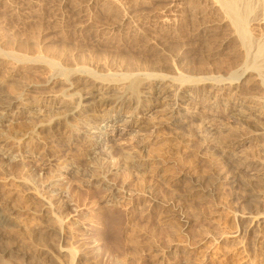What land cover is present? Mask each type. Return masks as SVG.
I'll use <instances>...</instances> for the list:
<instances>
[{"label": "rangeland", "instance_id": "1", "mask_svg": "<svg viewBox=\"0 0 264 264\" xmlns=\"http://www.w3.org/2000/svg\"><path fill=\"white\" fill-rule=\"evenodd\" d=\"M106 1L111 0H99L103 4L97 2V0H0V40L5 41L7 39V41L14 42L13 45L15 44V46L13 48L17 51L20 50V41L23 43L25 40L32 38L40 46L53 47L56 51L64 50V53L70 54L71 60L74 58L72 61H76L79 55L84 58L83 51L87 55L85 56L86 58L91 57L95 53H100L96 55L102 58L104 52L108 56L110 48H112V51L111 49L109 50V58L127 57L130 53H135L132 56L136 58L139 52L137 59L142 56V60L139 59V61L144 62L143 59L147 60V57H149L148 60L152 59L153 54L149 53V51L147 52L145 47L143 48V44L141 48V43L126 40L128 39L127 33L136 31L135 33L139 36L144 35L145 39L153 41L154 46L152 47L155 48V51L158 49L157 53L159 52L160 57H164L167 61L177 58L175 61H178V65L177 62L171 60V63H176L177 68L179 66V68H185L184 65L187 63L189 65L198 64L197 55L196 58L194 57L198 49L204 50L209 47L208 49L212 48L214 50V47H217L219 50L215 49V51L217 50V56L213 57L214 59L211 60L212 62L210 61L211 64L207 65V68L213 69V71L219 69L220 72H223L222 74H225L230 73L228 66L230 67L233 64L231 68L240 66L234 69L235 71L242 69V67H244L242 72L246 70L245 65L243 66L240 62L241 54L239 55L240 61H236L237 59L235 58V63L238 64L240 62L241 64L239 63L236 66L233 63L234 60L232 58L235 55L231 49H233L235 41L229 37L231 35L230 29H226L227 23L223 27L226 30L222 29L225 32H222L221 36L222 38L229 37L230 41L228 44L208 43L207 46L204 45V48L198 47H203V44H200L202 41L195 34L196 27L204 25L205 22L208 26L214 24L213 22L217 24L223 19L220 15L221 12L219 11V14L218 10L217 13L219 15L215 13L212 17L208 18L206 16L208 18L206 21L199 19V16L201 17L202 15L201 11H206L209 8L208 6L212 4V2H209L211 0H206L207 3L205 0H189L190 2L188 0H121L123 3L120 0H114L118 9L121 8L119 9L120 13L123 11L122 15L126 11L125 9L123 10L124 7L128 8L138 5L140 7L139 10H141L139 11L141 14L137 12L138 18L136 17L137 13L135 15L131 14V18H134V21L129 17L130 20H128L132 24L126 20L119 26L117 23L122 15L120 14L118 19L114 20L112 12H107L103 8ZM121 3L124 7L121 6ZM128 3L129 6H127ZM173 6L181 10L184 9V11H192L194 9L192 12L195 11V15H199L197 16L199 21L189 20L190 18L188 19L185 16L171 15L167 10ZM184 6H186V9ZM193 6L194 8H192ZM205 6L208 8L206 9ZM141 8H143V12ZM102 10H104L103 13ZM198 10L200 11L198 12ZM142 14H146V16L144 17ZM109 18L113 19L110 20ZM139 18H142V20ZM210 18H213L212 20L214 21L212 22ZM134 22L136 24L142 22L139 23L142 30L140 25H135ZM154 22H157L160 26ZM110 23L111 25H109ZM171 24L172 26H170ZM113 25L117 27H113ZM155 25L157 26L155 27ZM185 26L186 29L184 28ZM188 26L193 29L191 27L188 29ZM213 26L211 25L212 28ZM261 26L260 31H263L264 27ZM172 27L175 29L172 30ZM160 28L163 29H161L162 32H160ZM165 28L168 29L166 30ZM145 30L147 36L150 35L151 37H146ZM168 30L173 33V37ZM187 30L190 32L188 33ZM227 30H229L228 33ZM118 32L124 34H121L120 37ZM31 33L32 37H29ZM175 33L176 35H174ZM108 34L109 38H115V41L113 40L112 42L115 49L107 42V39H109ZM113 34L114 36H112ZM159 34H161V37ZM194 34L196 43H199H194L198 45L195 48L194 44H190L195 42ZM152 35H156L155 37L158 35L159 40ZM182 37H186L184 38L185 40ZM178 38L182 39L177 40ZM188 38L191 40L190 43ZM123 40H126V42H123ZM91 41L98 44V46L94 44L92 48L93 43ZM120 41L121 43H119ZM183 41L191 46H187ZM165 42L172 46L175 44L173 46L174 49L171 48V50L173 49L172 51H170V48L165 49L168 46ZM17 45L18 49H16ZM100 45L105 48L99 49ZM130 46H133L134 50H131ZM181 46H187V49L185 47L180 48ZM117 47L122 48L121 51ZM175 47L180 49H175ZM142 49L145 50L142 51ZM93 50L96 52L93 53ZM123 50H127L126 53H129L126 54ZM86 51L90 52L89 55ZM132 51L135 52L133 53ZM183 51L187 53H183ZM205 51L208 52V50ZM113 54L114 56L112 57ZM168 54H170L169 59ZM228 54L230 57L227 56ZM106 55H104L105 61L111 60V58L107 60ZM233 55L234 57H231ZM217 57H220L223 62L224 59L221 57H226V60L231 58V64L227 61L228 65L226 66L225 64L227 63L222 64ZM179 58H181L183 65L179 63L181 62ZM188 58L190 59L188 60ZM191 60L193 63H190ZM215 60L219 61V65L217 62L215 63ZM231 60L233 61L231 62ZM213 62L217 67L212 64ZM220 62L225 66L220 65ZM112 63L113 68L110 66ZM114 63L111 61L107 68H118V65L115 66ZM224 68L226 71L229 70V72H225ZM5 69L7 71L5 66H0V103L5 104V106H13L14 108L11 107V112L4 108L0 110V112L5 111V113L3 112L5 115L2 114L0 117L2 121L0 123V132L2 131L4 135L6 131H10L11 128L21 121L31 122L35 120L36 122L38 120L37 122H39L42 120V117L40 119L36 115H31L29 116L30 118L28 115L23 116L24 118L26 117L25 119L22 117L20 119L17 116L18 120L15 119V116L24 108L34 109L35 111L39 109L42 111L43 120L49 118V115L51 121L52 118L56 120L55 116L59 112L62 111L63 113L64 111V113H67L73 102L80 97L79 95L82 96L88 92L87 86L91 83V81H84L82 82L84 85L80 83L73 91L65 92L63 84L55 85L56 87L54 85L47 88L39 87L47 81L46 78L48 76L45 72L40 74L41 76L37 75L39 77L31 76L28 80L26 77L29 76L28 73L14 76L9 71V73L6 72ZM241 69L238 73L241 72ZM22 77L24 78L23 82L20 80ZM15 79H19L23 84ZM30 79L33 81L31 82ZM249 80L251 79L241 80V82L243 81L242 85L247 81L244 85L249 86V88L243 85L238 89L241 94L237 90L238 95L236 90L232 92V89H227L226 93L221 90L222 87H217L216 89L212 85V89L210 88L212 83L209 82L206 83L209 84L207 86L198 87L200 89L197 88L198 91L180 88L178 84L175 87L165 84V90L157 96L160 98L158 100H161L159 101L160 103L155 98L156 96L154 97L157 91L153 88V83L147 82L149 83L148 87H144L143 92H147L150 96L147 95L152 98L143 102L141 109L135 111V113L132 110L133 107L118 110L120 106L114 103L117 100V95L120 96L118 99L124 95L125 84L114 86L106 85V83L100 84L97 85L96 91L92 94V97L95 98L93 100L109 96V98H106L108 99L107 102H109L102 107H97L95 104L94 106L91 105L92 118L81 117L78 120H72L71 126L66 124L68 128L65 125L57 137L45 138L42 134L43 137H38L32 142L26 141L27 143L29 142L28 144L24 142L23 145L26 144L24 147H22L23 145L13 146L12 143L11 145H9L10 143H0V145L6 144L3 148H0V211L10 218V223L8 222L5 227H0V234H2L0 235V241L2 242L0 244L2 246H0L3 247V249L0 247V264H13L15 261V264L18 262V264H264V136H262L264 132L262 134L259 132L264 129V113H262L264 112V107L261 108L262 104L264 106V92L260 89L258 81L252 79L254 84L257 82L254 85L252 80L251 82ZM28 81L32 85L36 84L35 86H39L32 90L35 94L30 92L31 94L23 95L27 85H29ZM25 84L27 85L24 86ZM254 87L257 90L259 89V92H263V96L259 92H254ZM178 88H180V92ZM181 89L183 90L181 91ZM71 94H74L75 97ZM171 94L180 98H177V105L173 107H170L167 103L169 101L167 95L171 96ZM247 94H250L251 101H249L250 98ZM70 95L73 97H70ZM112 96L113 98L115 97V100H112ZM256 96L258 99L255 98ZM259 99L260 101H258ZM86 110H89V108ZM257 117H262V123H257ZM235 121L239 122L236 123ZM260 124L263 126H260ZM113 126L115 133L112 135L111 127ZM187 127L193 129L188 130ZM253 128L262 130L257 129L260 134L257 131L256 134ZM204 129H207L210 134L207 135ZM100 135L108 139L114 136L113 141H115L111 145L105 143L109 148H112L110 149V161L113 162H111L113 169L129 156L131 159L134 157L132 160L136 162V165L144 164L141 167L139 166L138 170L134 167L129 170L117 168L116 171L113 170V172L107 174L106 178L107 180L109 179L108 181L113 190L109 192L105 190V185L103 186L102 183V185L100 183L95 184V179H92L95 175L102 176L100 173L98 174L97 165L95 167L97 161H100V158H97L99 154L96 153L95 147L91 144V141L95 142V139ZM34 142L35 144L30 145V143ZM18 147H21V150ZM50 147L51 149L49 150ZM8 150L19 153H14L13 158L9 161L8 158L2 156ZM91 154L95 155L94 157L99 160L92 157ZM124 154L125 156H122ZM51 155L57 156H54V158ZM89 155L93 159L91 161H93V167L96 170L92 167L93 164ZM234 160L238 163L235 164ZM139 169L140 172H138ZM30 170L42 172L43 177L39 178L42 180L39 182L40 184L37 181L38 178L36 179L38 174L33 177L36 179L37 185L44 187L43 182L47 181L49 182L44 184L45 187L51 182H56L58 188L61 185L62 188L60 187L59 189H61L62 193L64 192L62 197H65V199L60 194H50V192L41 190V187L30 183L28 181L30 176L28 172L31 173ZM130 170H132L131 176ZM91 171L93 172L92 174H90ZM85 172L89 174L85 176ZM94 173L95 175H93ZM83 174L85 178L82 177ZM95 178L97 179V177ZM216 179L217 181L214 182ZM199 183L202 185L200 186ZM197 184L200 187L195 189L199 190V192H193L195 191L193 190L194 186ZM96 185L98 186L95 187ZM210 185L211 190L208 189ZM204 187L212 193L207 195L209 192L204 190ZM201 188L205 193L202 192ZM39 189L42 192L38 191ZM124 189L130 191L131 194L130 192L129 194L126 191L124 192ZM147 190L150 192L153 190L151 193L149 192V195L152 196L153 194L156 199L154 197L153 200V196L152 198L149 195L147 196ZM200 191L203 195L200 194ZM167 214L172 217L169 218ZM109 215L115 218L117 216V221L121 220L119 221L118 230L120 229L119 231L122 233L118 231L120 234L117 240H113L112 236V238L110 237V230L107 229L109 228L108 223L110 224L111 221L110 218H112ZM50 232H55L56 234L49 236ZM109 238L110 240H108ZM121 239L122 242L120 241ZM110 241H115L114 243L120 241L121 244L118 243L119 248L117 249L116 246L118 247V245L114 246L115 244L113 243L112 245ZM106 243L111 245L108 246ZM111 247L115 249L113 250ZM110 248L111 250L109 251ZM5 249L8 252L7 254H5ZM107 251H109V254ZM113 251L115 252L114 254H112Z\"/></svg>", "mask_w": 264, "mask_h": 264}, {"label": "bare ground", "instance_id": "2", "mask_svg": "<svg viewBox=\"0 0 264 264\" xmlns=\"http://www.w3.org/2000/svg\"><path fill=\"white\" fill-rule=\"evenodd\" d=\"M89 1V0H88ZM102 1H104V0H102ZM123 1V0H122ZM121 0H120V2H122ZM128 1V0H127ZM135 1V0H134ZM147 1V0H146ZM145 1V2H146ZM182 1H185V0H182ZM189 1V0H188ZM191 1V0H190ZM189 1V2H190ZM195 1V0H194ZM202 1V0H201ZM206 1V0H205ZM207 1H209V0H207ZM207 1H206V3H207ZM97 2H99V0H97ZM209 2H212V4L211 5H206V6H208V7H206V11H201V13H202V15H201V17L197 14V16H199V19H203V21H206V19H208L209 17H212L215 13H217V10H218V13H219V11L221 12V18L223 17V19L219 22V23H215V22H213L214 20H212L213 18H216V17H213V18H210V20H212V22L214 23V24H211L212 26L213 25H216V26H213V28L211 27V25H210V23H209V25L210 26H208V25H206V22H205V24L204 25H200V27L198 26V27H196L195 25V27L197 28L196 29V36H197V38L200 40V41H202V42H200V44L202 43L203 44V47L202 46H198V45H195L194 43H196L197 41H195V34L193 35L194 36V41L195 42H193V43H190L191 42V40L189 39V43L190 44H194L195 46H194V48L196 47V46H198V47H201V48H204V45H206L207 46V44L208 43H211V44H216V43H222V44H224V43H227L228 44V42L230 41V39H233L235 42H234V46H233V49H231V51L233 50V54L235 55V57H234V55L233 56H231V57H234V58H232L233 60H234V64L236 65V66H238L239 65V63L241 62L242 63V65L244 66L245 65V69L246 70H244L243 72H242V70H243V68L244 67H242V69H241V72H239L238 73V71H240V69L237 71H235L234 69H237V68H239V67H232L231 68V66L233 65V64H231L230 63V59L229 58H227V60H226V57L225 58H223V57H221L222 59H224V62L223 61H221L220 60V57H217V58H219V60L222 62V64L223 63H227V64H225L226 66L228 65V62H229V64H231L230 65V67L228 66V68H230V73H225V72H229V70H225V68H224V70H225V74H222L223 72L221 71H219V69L218 70H214L213 71V69H209V68H207V65H210L211 64V60L212 59H214L213 57H215V56H217L216 55V51L218 50V48H217V50L215 51V47H214V50L211 48V49H208L209 47H206L204 50H199L198 48V51L195 53V58H196V55H197V57L199 58H197V63L198 64H194L193 62H192V60H191V62L190 63H193L192 65H189V63H187L186 65H184V67L185 68H177V66H176V63L175 64H173V62L171 63V60L173 61L174 60V62H177V65H178V61H175V59H177V58H175V57H173V58H175V59H171L170 61L168 60H166L164 57L162 58V57H160L159 56V52L157 53V50L155 51L154 49V47H152V46H154L153 45V41L151 42V40L150 41H148L149 39H145L144 38V35H141V36H139L138 34H136L135 32H133V33H127V35H128V39H126L127 41H132V42H135V43H141V48H142V44H143V48L145 47V49L147 50V52L149 51V53H152L153 54V58L152 59H150V60H148L149 59V57H147V56H145V57H147L148 59L147 60H144L143 59V61L144 62H142V61H139V59L140 60H142L141 59V57L139 58V59H137L138 57V55L140 54L139 52H138V55L136 56V58H134L132 55H134L135 53V51L133 52L134 54H128V56L127 57H123V56H118L117 54H116V56H118L117 57V59L116 58H114L113 56H114V54L112 55V57L114 58H111V60H109V61H105V59L106 58H104L105 56L104 55H106L105 54V52H104V54H103V57L101 58L100 56H97V55H99L98 53H95L94 55H91V57H88V58H86L85 56H87V55H85L86 53L83 51V56H84V58H81L82 56H78L77 57V60L76 61H72L71 60V58H70V54L68 53H64V50H60V51H56L53 47H43V46H40L39 44H37V42H35L34 41V39H28V34H27V36H26V38L29 40H25V42H23L22 43V41H20L21 42V44H20V46H19V48H20V50H14V46H15V44L13 45V43L14 42H12V41H7V39L5 40V41H3V40H0V66L2 67H4L5 66V68H7V71H6V69H5V71L6 72H10V74L12 73V75H14V76H20V75H23L24 73H28L29 74V76H26L27 77V79L29 80V77H31V76H37V75H39V76H41L40 74H42V73H46L47 74V76H48V78H46L47 79V81H46V83L44 84V85H41V86H39V87H50V86H52V85H59V84H63L64 85V91L65 92H71V91H73L76 87H78L77 85H80V83H82V82H84V81H91V83L87 86V88H88V92L85 94V95H79L80 97H78V99L77 100H73L72 102H73V105H71L70 107H69V111L65 114L64 113V111H63V113H62V111L61 112H59L56 116H55V114H54V116L56 117L55 119L56 120H53L54 118H52V121H51V117H50V115H49V118H47V119H49V120H47L46 118H45V120H43L44 118H43V114H42V111H40L39 109H37L38 111H35L34 109H26V108H24L22 111H20L15 117V119H17V116H19L18 118H20V117H22V118H24L23 116H27L28 115V117L29 116H31V115H36V116H38V117H40V119H41V117H42V120H40L39 122H35V120L34 121H31V122H23V121H21L20 123H18L16 126H14L13 128H11L10 129V131L8 132V131H6L5 132V135L3 134V132L1 131L0 132V143H6V144H8V143H10L9 145H11V143L13 144V146L15 145H18V146H22L23 145V143L25 142V143H27L26 141H29V142H32V141H34L36 138H38V137H41L42 136V134L44 135V137L45 138H52V137H57L58 135H60V132L62 131V129L65 127V125L67 124V125H70V123H72L73 121L72 120H78V119H80L81 117H83V118H86V119H90V118H92V116H93V114H91V112L90 111H92L91 110V105H93L94 106V104H95V106H99V107H102V106H105L106 105V103L108 104V102H107V100L108 99H106V98H109V96H107L106 98H97L96 100H93V99H95V98H93L92 96V94H93V92H95L96 90V88H97V85H103L104 83H106V85H119V84H125L126 85V87H125V89H124V95L121 97V98H119L118 99V97H120L119 95H117L118 97H116L117 98V100H115V97L113 98V96L115 95H113L112 96V100L114 99L115 101H114V103L116 104V105H118V106H120V109H118V110H121L122 108H126V109H130L131 107H133V109L132 110H134V113H135V111H139L140 109H141V106H142V103L143 102H146L148 99H151L152 97H149L150 95L146 92V93H144L143 91V88L144 87H146L149 83H153L152 84V86H153V88H155L156 89V91H157V93L154 95V97L155 98H157V100L158 99H160V98H158L157 96L158 95H160V94H162L163 93V91L165 90L164 89V85L165 84H169V86H172V87H175L176 86V84H178V86L181 88V87H183V89H188L189 88V90L191 89V90H197V88L199 87H201V86H207V85H209V84H206V83H212L211 84V87L210 88H212V85L214 86V88H216L217 89V87L219 88V87H222V91H224V93H226V91H227V89H232V92H233V90H236V94H237V90L239 89V88H241L243 85H242V82H241V80L242 79H244V80H246V78H248V79H255L256 81H258L259 82V87H260V89L264 92V30L262 31H260V26L262 25L263 27H264V22H263V20H264V0H211V1H209ZM96 3V2H95ZM99 3H102V2H99ZM123 3V2H122ZM122 3H121V6H122ZM147 3V2H146ZM149 3V2H148ZM152 3V2H151ZM181 3H183V2H181ZM196 3V2H195ZM205 3V2H204ZM103 4V3H102ZM101 4V5H102ZM117 3H115V1L113 0H111V1H106V3L104 4L105 6L103 7L104 8V10L105 11H107V12H112V15H113V18H114V20L115 19H118V17H119V15L123 12V11H121V13H120V11H119V9H121V8H119L118 9V6L116 5ZM134 4V3H133ZM137 4V3H136ZM188 4H190V3H188ZM199 4H200V2H199ZM118 5H120V4H118ZM124 5H126L125 3H124ZM131 5V4H130ZM149 5V4H148ZM174 5V4H173ZM176 5H178V4H176ZM180 5H182V4H180ZM191 5H193V4H191ZM195 5V4H194ZM203 5V4H202ZM202 5H201V7H202ZM94 6V5H93ZM96 6V5H95ZM98 6V5H97ZM127 6H129V3H128V5ZM190 6V5H189ZM198 6V5H197ZM200 6V5H199ZM122 7H124V6H122ZM181 7V6H180ZM185 7V9H186V6H184ZM201 7H200V9H201ZM102 8V9H103ZM147 8V7H146ZM192 8H194V6L192 7ZM197 8V7H196ZM195 8V9H196ZM203 8V7H202ZM217 8V9H216ZM126 10V11H124L125 13H123V15L122 16H120L121 18H120V20H119V22L117 23L118 24V26L119 25H121L123 22H125L126 20H128L129 19V17L131 18V14H136L137 12H139V11H141V10H139L140 9V7L138 6V5H133V6H130V7H128V8H126V7H124L123 8V10ZM142 9V12H143V8H141ZM188 9V8H187ZM104 10H102V13H103V11ZM194 10V9H193ZM192 10V11H193ZM203 10V9H202ZM204 10H205V8H204ZM99 11V10H98ZM101 11V10H100ZM146 11V10H145ZM191 10H185L184 11V9L183 10H181V9H178V8H176V7H170V9H168L167 10V12L168 13H170L171 15H174V16H185V17H187L189 20H196V21H199L198 20V17L195 15V13L194 12H192ZM200 10H198V12H199ZM197 12V13H198ZM210 13V14H209ZM216 14V15H219V14ZM99 14L101 15V13L99 12ZM111 14V13H110ZM139 14H141L140 12H139ZM144 17L146 16V14H142ZM147 15H149V14H147ZM150 15H151V12H150ZM223 15V16H222ZM133 16V15H132ZM138 16V13L136 14V17ZM152 16V15H151ZM154 16V15H153ZM206 16H208V18H206ZM103 17V16H102ZM104 17H106V16H104ZM139 17V16H138ZM137 17V18H138ZM263 19H261V18ZM74 18H76V17H74ZM112 18V19H113ZM180 18V17H179ZM183 18V17H182ZM110 20H112L111 18H109ZM108 19V20H109ZM132 20L134 19V18H131ZM136 19V18H135ZM140 19V18H139ZM148 19V18H147ZM130 20V19H129ZM128 20V21H129ZM137 20V19H136ZM140 20H142V18L140 19ZM139 20V21H140ZM176 20V19H175ZM174 20V21H175ZM217 20H218V17H217ZM217 20H215V21H217ZM134 21V20H133ZM145 21V20H144ZM147 21V20H146ZM149 21V20H148ZM151 21V20H150ZM165 21V20H164ZM171 21V20H170ZM179 21V20H178ZM180 21H182L181 19H180ZM203 21H201V22H203ZM208 21V20H207ZM110 22V21H109ZM116 22V21H115ZM130 22V21H129ZM128 22V23H129ZM173 22V21H172ZM185 22V21H184ZM184 22H183V24H184ZM186 22H187V20H186ZM194 22V21H193ZM192 22V23H193ZM210 22V21H209ZM211 22V23H212ZM218 22V21H217ZM131 23V22H130ZM135 23V22H134ZM138 23V22H137ZM139 23H142V22H139ZM138 23V24H139ZM145 23V22H144ZM149 23V22H148ZM154 23H157V22H154ZM175 23V22H174ZM180 23V22H179ZM196 23V22H195ZM194 23V24H195ZM225 23H227V27H226V29L228 28V29H230V35L231 36H229V35H227V36H229V37H231L230 39H228L227 37H224V38H227V39H224V38H222V36H221V33L223 32H225V31H222V29H224V30H226L225 28H223L224 27V25H225ZM113 24V23H112ZM115 24V23H114ZM132 24V23H131ZM138 24H136L135 23V25H138ZM150 24V23H149ZM158 24V23H157ZM162 24H165V23H162ZM177 24V23H176ZM175 24V25H176ZM182 24V25H183ZM200 24H202V23H200ZM207 24H208V22H207ZM261 24V25H260ZM109 25H111V23L109 24ZM128 25V24H127ZM140 25V24H139ZM159 25V24H158ZM185 25V24H184ZM189 25V24H188ZM125 26V25H124ZM132 27H133V25H131ZM131 26H129V27H131ZM147 26V25H146ZM157 25H155V27H156ZM160 26V25H159ZM166 26H167V24H166ZM169 26V25H168ZM170 26H172V24L170 25ZM191 26H193V25H191ZM191 26H188L189 28L188 29H190V27ZM261 26V27H262ZM113 27H117L116 25L114 26L113 25ZM128 27V26H127ZM135 27V26H134ZM139 27V26H138ZM143 27V26H142ZM150 27V26H149ZM151 27H153V26H151ZM162 27V26H161ZM174 27V26H173ZM172 27V30L173 29H175L176 28V26H175V28H173ZM178 27H179V25H178ZM108 28V27H107ZM110 28H112L111 26H110ZM122 28V27H121ZM140 28H141V25H140ZM185 29H186V26L184 27ZM192 28V27H191ZM120 29V28H119ZM123 29V28H122ZM134 29V28H133ZM138 29V28H137ZM154 29V28H153ZM159 29V28H158ZM161 29L162 28H160V32H162L161 31ZM166 29V28H165ZM168 29V28H167ZM166 29V30H167ZM179 29V28H178ZM184 29V30H185ZM193 29V28H192ZM261 29H263V28H261ZM115 30V29H114ZM131 30V29H130ZM141 30H142V28H141ZM143 30H144V28H143ZM155 30V29H154ZM163 30V29H162ZM165 30V31H166ZM177 30V29H176ZM36 31V30H35ZM117 31H118V29H117ZM126 31V30H125ZM132 31V30H131ZM157 31V30H156ZM169 31V30H168ZM179 31V30H178ZM188 31V30H187ZM193 31V30H192ZM228 31L229 30H227V33H228ZM32 32H34V31H32ZM37 32V31H36ZM147 32H148V29H147ZM147 32H146V30H145V33H146V37L147 38H149L148 36H150V35H148L147 36ZM151 32H153V31H151ZM169 32H171V31H169ZM190 31H188V33H189ZM112 33V32H111ZM114 33V32H113ZM119 33V32H118ZM118 33H117V36H118ZM137 33H139L138 31H137ZM150 33V32H149ZM157 33H158V31H157ZM166 33V32H165ZM172 33V32H171ZM176 33H177V31H176ZM176 33L174 34V35H176ZM181 33V32H180ZM184 33V32H183ZM34 34V33H33ZM120 34V37H121V34H124V33H119ZM140 34V33H139ZM151 34V33H150ZM153 34H155V33H153ZM179 34V33H178ZM186 34H187V32H186ZM185 34V35H186ZM226 34V33H225ZM32 35V33L29 35V37ZM161 34H159V36H160ZM163 35V34H162ZM169 35V34H168ZM182 35V34H181ZM181 35H179V36H181ZM34 36V35H33ZM112 36H114V34L112 35ZM116 36V35H115ZM125 36H126V32H125ZM124 36V37H125ZM152 36H154V35H152ZM156 36V35H155ZM154 36V37H155ZM172 37H173V33H172V35H171ZM32 37V36H31ZM151 37V36H150ZM157 37H158V35H157ZM157 37H155L156 39H158L159 40V37L157 38ZM161 37V36H160ZM187 37H189V36H187ZM34 38V37H33ZM102 38H104V37H102ZM108 38H109V34H108ZM113 38V37H112ZM123 38V37H122ZM155 38H153V39H155ZM163 38V37H162ZM165 38V37H164ZM171 38V37H170ZM183 38V37H182ZM181 38V39H182ZM184 38H186V37H184ZM183 38V40H185ZM4 39H5V37H4ZM100 39V38H99ZM115 39V38H114ZM114 39H111V38H109V39H107V42H108V44L110 43L112 46H113V44H112V42H113V40ZM152 39V38H151ZM166 39V38H165ZM164 39V40H165ZM173 39V38H172ZM176 39V38H175ZM180 38H178L177 40H181ZM98 40V39H97ZM126 40H123V42H126ZM162 40V39H161ZM160 40V41H161ZM168 40V39H167ZM170 40V39H169ZM115 41V40H114ZM118 41V40H117ZM166 41V40H165ZM173 41V40H172ZM193 41V40H192ZM92 42V41H91ZM93 42H94V40H93ZM92 42V43H93ZM103 42V41H102ZM122 42V43H123ZM131 42V43H132ZM156 42V44H158V42L157 41H155ZM163 42V41H162ZM168 42V41H167ZM167 42H165L168 46L167 47H165V49H167V48H170V51H172L174 48H173V46L175 45V44H173V46L172 45H170V44H168ZM169 42H171V41H169ZM184 42V41H183ZM188 42V41H187ZM17 43V42H16ZM104 43V42H103ZM117 43V42H116ZM119 43H121V41L119 42ZM165 43H163V44H165ZM173 43V42H172ZM185 43V42H184ZM183 43V44H184ZM188 43V44H189ZM94 44H96V43H93L92 44V48H93V45ZM107 44V43H106ZM118 44V43H117ZM125 44V43H124ZM124 44H122V45H124ZM129 44V43H128ZM162 44V43H161ZM186 45H187V43H185ZM196 44H199V43H196ZM101 45H104V44H101ZM100 45V47H99V49L100 48H102V46ZM135 45H137V44H135ZM176 45H178V44H176ZM226 45V44H225ZM229 45H230V43H229ZM228 45V46H229ZM96 46H98V44H96ZM118 46H120V44H118ZM126 46V45H125ZM133 46H134V44H133ZM133 46H130L131 48L133 47ZM158 46H160V45H158ZM187 46H191V45H187ZM187 46H181L180 48H183V47H187ZM193 46V45H192ZM209 46V45H208ZM210 46H212V45H210ZM214 46V45H213ZM218 46V45H217ZM220 46V45H219ZM232 46V45H231ZM110 47V46H109ZM121 47V46H120ZM139 47V46H138ZM225 47V46H224ZM89 48H91V47H89ZM94 48H95V46H94ZM103 48H105V47H103ZM102 48V49H103ZM113 48H114V46H113ZM119 47H117V49H118ZM134 48V47H133ZM131 49V50H134V49ZM171 48H173L172 50H171ZM178 48V47H177ZM176 47H175V49H177ZM180 48H178V49H180ZM200 48V49H201ZM229 48H231V47H229ZM16 49H18V45H17V48ZM34 49V50H33ZM96 49V48H95ZM106 49H108V47H106ZM111 49V51H112V48H110ZM109 49V50H110ZM115 49V48H114ZM116 49V50H117ZM120 49V51H121V49L122 48H119ZM129 49V48H128ZM144 49V50H145ZM161 49H163V48H161ZM187 49V48H186ZM186 49H183V50H186ZM86 50H88V49H86ZM109 50H108V56H110V54H109ZM136 50H138V49H136ZM139 50H141L140 48H139ZM143 49H142V51H144ZM160 50V49H159ZM205 50H208V52L207 51H205ZM221 50V49H220ZM223 50V49H222ZM229 50V49H228ZM90 51H91V49H90ZM99 51V50H98ZM97 51V52H98ZM103 51H105V50H103ZM119 53H120V51L119 50H117ZM123 51H125V50H123ZM127 51V50H126ZM126 51H125V53H126ZM169 51V50H168ZM175 51H177V50H175ZM219 51V50H218ZM230 51V50H229ZM87 52V51H86ZM94 52H96V51H94L93 50V53ZM100 52V51H99ZM107 52V51H106ZM114 52V51H113ZM112 52V53H113ZM141 52V51H140ZM146 52V53H147ZM166 52V51H165ZM179 52H181L180 50H179ZM184 52H186V51H183V53ZM194 52H195V50H194ZM225 52H228V51H225ZM90 53V52H89ZM89 53L87 52V54L89 55ZM92 53V54H93ZM122 53H124V52H122ZM127 53H129V52H127ZM126 53V54H127ZM145 53V52H144ZM143 53V54H144ZM161 53H162V51H161ZM167 53V52H166ZM165 53V54H166ZM171 53V52H170ZM177 53V52H176ZM176 53H174V54H176ZM187 53V52H186ZM229 53V52H228ZM82 54V53H81ZM97 54V55H96ZM101 54V55H102ZM121 54V53H120ZM125 54V55H126ZM137 54V53H136ZM142 54V53H141ZM151 54V55H152ZM162 54H164V53H162ZM172 54V53H171ZM218 54V53H217ZM226 54V53H225ZM230 54V53H229ZM229 54L227 55V56H229ZM241 54V61H240V59H239V55ZM121 55H123V54H121ZM130 55V56H129ZM169 55L170 54H168V59H169ZM179 55V54H178ZM180 55H181V53H180ZM188 55V54H187ZM192 55V54H191ZM222 55V54H221ZM107 56V55H106ZM107 56V60L108 59H110L109 57ZM163 56V55H162ZM176 56V55H175ZM144 57V58H145ZM167 57V56H166ZM177 57V56H176ZM188 57H189V55H188ZM192 57V56H191ZM193 57V58H194ZM230 57V56H229ZM80 58V59H79ZM170 58H172V57H170ZM235 58L237 59L236 61H240L238 64H236L235 63ZM180 59V61H181V58H179ZM190 58H188V60H189ZM229 59V60H228ZM185 60H186V58H185ZM185 60H184V62H185ZM233 60H231V62L233 61ZM115 62L114 64H115V66L116 65H118V68H115V69H112L114 66H113V63H112V65L110 64V66L112 67L111 69H108L107 67H108V64L110 63V62ZM146 61V62H145ZM195 61V60H194ZM211 61V62H210ZM214 61V60H213ZM228 61V62H227ZM196 62V61H195ZM217 61L215 60V63H216ZM219 62V61H218ZM218 62H217V64H218ZM221 62H220V65H222L221 64ZM179 63H181V65H183L182 63V61L181 62H179ZM186 63V62H185ZM240 63V64H241ZM244 63V64H243ZM212 64H214V62L212 63ZM219 65V64H218ZM225 65H222L223 67L225 66ZM110 66H109V68H110ZM213 66V65H212ZM214 66L215 67H217V65H215L214 64ZM221 66V67H222ZM220 67V68H221ZM106 68V69H105ZM212 68V67H211ZM218 68H219V66H218ZM227 68V69H228ZM222 69V68H221ZM232 69V70H231ZM223 70V71H224ZM217 71V72H216ZM8 72V73H9ZM25 75V74H24ZM44 75V74H43ZM39 76H37V77H39ZM250 76V77H249ZM25 77V78H26ZM11 78V77H10ZM33 78V77H32ZM31 78V79H32ZM24 78L22 77V78H20V80H22V82L24 81L23 80ZM31 79H30V81H31ZM15 80H19V79H15ZM19 80V81H20ZM251 80H249L250 82H251ZM253 80H252V82H253ZM27 81V80H26ZM33 81V80H32ZM31 81V82H32ZM21 82V81H20ZM21 82V83H22ZM30 82V83H31ZM147 82H149V83H147ZM24 83H26V82H24ZM28 83H29V81H28ZM27 83V84H28ZM29 83V85H27V84H25L24 86H26L27 85V87H26V89H25V91H24V94L23 95H28V94H31L30 92H33L34 93V91H32L34 88H37L38 86H35V85H32V84H30ZM79 83V84H78ZM249 83V82H248ZM257 83V82H256ZM255 83V84H256ZM23 84V83H22ZM83 85H84V83H82ZM201 84V85H200ZM253 84H254V82H253ZM254 84V85H255ZM62 85V86H63ZM174 85V86H173ZM258 85V84H257ZM22 86V85H21ZM245 86V85H244ZM251 86V85H250ZM56 87V86H55ZM148 87V86H147ZM165 87H166V85H165ZM245 87H247V85L245 86ZM22 88H24V87H22ZM180 88H178V90L180 89ZM198 88V89H199ZM247 88H249V86L247 87ZM255 88V91L254 92H259L260 90L258 89H256V87H254ZM169 89V88H168ZM172 89V88H171ZM183 89H181V91L183 90ZM213 89V88H212ZM244 89V88H243ZM24 90V89H23ZM200 90V89H199ZM202 90V89H201ZM246 90V89H245ZM249 90V89H248ZM251 90L253 91V89L251 88ZM168 91H170V90H168ZM198 91V90H197ZM219 91V90H218ZM243 91V90H242ZM23 92V91H22ZM179 92H180V90H179ZM238 92H239V90H238ZM247 92V91H246ZM246 92H244V94H246ZM249 92V91H248ZM253 92V93H254ZM263 92L261 93V92H259V93H261V96H263ZM36 93H38V92H36ZM40 93V92H39ZM170 93H172V92H170ZM185 93V92H184ZM183 93V94H184ZM189 93V92H188ZM191 93V92H190ZM240 93V92H239ZM243 93V92H242ZM35 94V93H34ZM149 96H148V95ZM165 94V93H164ZM186 94V93H185ZM192 94H194V93H192ZM241 94V93H240ZM251 94V93H250ZM249 94V95H250ZM38 95V94H37ZM71 95H73L74 96V94H71ZM70 95V97H73V96H71ZM173 95H174V93H173ZM238 95V94H237ZM248 95V94H247ZM248 95V96H249ZM256 95V94H255ZM260 95V94H259ZM30 96V95H29ZM116 96V95H115ZM165 96V95H164ZM163 96V97H164ZM184 96V95H183ZM240 96V95H239ZM242 96V95H241ZM253 96V95H252ZM258 96V95H257ZM257 96L255 97L256 99H258L257 98ZM75 97V96H74ZM87 97H89V98H87ZM105 97V96H104ZM247 97V96H246ZM251 96H249V98H250ZM264 97V96H263ZM167 98H168V105L170 106V107H173V106H176L177 105V98H179V96L177 97V96H172V94H171V96H168L167 95ZM244 98V97H243ZM99 99V100H98ZM154 99V98H153ZM166 99V98H165ZM180 99V98H179ZM178 99V100H179ZM256 99H254V100H256ZM261 99V98H260ZM260 99L258 100V101H260ZM264 99V98H263ZM110 100H111V97H110ZM247 100V99H246ZM154 101V100H153ZM159 101H161V100H158V102ZM249 101H251V98H250V100ZM264 101V100H263ZM157 102V103H158ZM11 103V102H10ZM111 103H113L112 101H111ZM118 103V104H117ZM160 103V102H159ZM162 103V102H161ZM114 104V105H115ZM148 104H149V102H148ZM9 105V104H8ZM113 105V104H112ZM111 105V106H112ZM145 105V104H144ZM161 105V104H160ZM92 106V107H93ZM11 107H13V106H5V104H2V103H0V110H2L3 108L4 109H6V110H10L11 109ZM195 107H196V105H195ZM264 106H263V104H262V107L261 108H263ZM14 108V107H13ZM66 108V107H65ZM87 108H89V110H86ZM93 109H94V107H93ZM64 110H66V109H64ZM68 110V109H67ZM96 110V109H95ZM263 110V109H262ZM259 111V110H258ZM264 111V110H263ZM5 113V111H1L0 112V117L2 116V114H4ZM10 112H11V110H10ZM44 112V111H43ZM12 113H13V110H12ZM12 113H10V114H12ZM138 113V112H137ZM232 113V112H231ZM262 113H264V112H262ZM15 114V113H14ZM13 114V115H14ZM44 114H45V112H44ZM50 114V113H49ZM5 115V114H4ZM46 115V114H45ZM47 116H48V114H47ZM27 117V118H28ZM44 117H46V116H44ZM52 117H53V115H52ZM58 117V118H57ZM96 117V116H95ZM237 117V116H236ZM259 117V116H258ZM257 117V123H259V122H261L262 123V120L263 119H261V118H258ZM3 118V117H2ZM26 118V117H25ZM24 118V119H25ZM30 118V117H29ZM5 119V118H4ZM13 119V118H12ZM11 119V120H12ZM21 119V118H20ZM23 119V120H24ZM35 119V118H34ZM143 119V118H142ZM7 120V119H6ZM10 120V121H11ZM18 120V119H17ZM30 121V120H29ZM143 121V120H142ZM254 121L256 122V120L254 119ZM23 122V123H22ZM48 122V123H47ZM236 122V121H235ZM237 122H239V121H237ZM236 122V123H237ZM0 123H2V121L0 120ZM139 123V122H138ZM135 124H137V123H135ZM140 124V123H139ZM192 124V123H191ZM67 125H66V127H67ZM74 125H75V123H74ZM76 125H77V123H76ZM125 125V124H124ZM141 125V124H140ZM190 125V124H189ZM193 125V124H192ZM192 125H190V126H192ZM215 125V124H214ZM247 125V124H246ZM257 125V124H256ZM256 125H254V126H256ZM259 125V124H258ZM262 124H260V126H261ZM71 126V125H70ZM78 126V125H77ZM247 126H250L249 124L247 125ZM263 126V125H262ZM107 127V126H106ZM122 127V126H121ZM142 127V126H141ZM189 127V126H188ZM187 127V128H188ZM258 127V126H257ZM68 128V127H67ZM73 128V127H72ZM123 128V127H122ZM146 128V127H145ZM191 128V127H190ZM211 128H213V127H211ZM210 128V129H211ZM249 128H251V127H249ZM248 128V129H249ZM107 129V128H106ZM111 129H112V135L115 133V129H114V126L113 127H111ZM193 129V128H192ZM192 129H189L188 128V130H192ZM195 129V128H194ZM208 129V128H207ZM207 129H204V131L206 132V134L207 135H209L210 133H208L207 131ZM210 129H209V131H210ZM217 129V128H216ZM254 129V128H253ZM258 129V128H257ZM257 129L255 130L254 129V131L256 132L257 131ZM260 129V128H259ZM258 129V130H259ZM65 130V129H64ZM145 130V129H144ZM260 130H262V129H260ZM264 130V129H263ZM262 130V132L261 131H259L261 134L264 132ZM67 131V130H66ZM121 131V130H120ZM124 131V130H123ZM147 131H148V129H147ZM203 131V132H204ZM65 132V131H64ZM73 132V131H72ZM195 132V131H194ZM258 132V131H257ZM257 132H256V134H257ZM258 132V134H260ZM59 133V134H58ZM71 133V132H70ZM126 133H128V132H126ZM193 133V132H192ZM191 133V134H192ZM123 134V133H122ZM121 134V135H122ZM195 134H196V132H195ZM255 134V135H256ZM118 135H119V133H118ZM120 136V135H119ZM262 136H264V134H262ZM43 137V136H42ZM84 137V136H83ZM207 137V136H206ZM113 138H114V136H113ZM113 138H106V137H102L101 135L99 136V137H97L96 139H95V142H92L91 141V144H92V146H94L95 147V151H97L96 153L97 154H99V157H97V158H100V161H97V164H95V167H96V165H97V169L99 170V172H98V174L100 173L102 176L100 177L99 175H95V173L93 174V175H95V177H97V179L95 178V177H93L92 179H95V184H103V186L104 187H106L105 188V190L107 191V192H109V191H111L112 190V188H111V184H110V182L107 180V174H109L110 172H113V170L114 171H116L117 170V168H126V169H132L133 167L136 169L137 168V170H138V168H139V166L141 167L142 165H144V164H142V165H140L139 164V166L138 165H136V162L135 161H133L132 159L134 158V157H132V159H131V157L129 156V155H131V154H129L128 156L129 157H127V158H125L124 159V161L122 162V163H120V164H116L117 165V167L115 168V169H113V167H112V161H110V149H112V148H109L107 145H105V143H109V145H111V143H113L114 141H113ZM41 139H43V138H41ZM91 139V138H90ZM116 139V138H115ZM121 139V138H120ZM120 139H119V141H120ZM48 140V139H47ZM84 140V139H83ZM87 140V139H86ZM118 140V139H117ZM206 140V139H205ZM264 140V139H263ZM89 141V140H88ZM28 142V143H29ZM37 142H38V140H37ZM41 142H42V140H41ZM51 142V141H50ZM206 142V141H205ZM208 142V141H207ZM27 143V144H28ZM49 143V142H48ZM213 144H215L214 142H212ZM5 144V145H6ZM33 145V144H35V142L34 143H30V145ZM89 144V143H88ZM5 145H0V148H3ZM24 145H26V144H24ZM24 145L22 146V147H24ZM49 145V144H48ZM113 145V144H112ZM140 145H141V142H140ZM209 145V144H208ZM212 145V144H211ZM28 147H29V145H27ZM36 146V145H35ZM90 146V145H89ZM239 146V145H238ZM12 147V146H11ZM49 147V146H48ZM76 147V146H75ZM112 147V146H111ZM138 147V146H137ZM19 148V147H18ZM21 148V147H20ZM19 148V149H20ZM13 149V148H12ZM16 149V148H15ZM31 149H33V148H31ZM51 149V147L49 148V150ZM16 150H18V149H16ZM21 150V149H20ZM53 150V149H52ZM54 152V151H53ZM14 153L16 154V153H19V152H14L13 150H8V151H6L5 153H3L2 154V156L3 157H5V158H8L9 159V161L11 160V158H13L12 156H14ZM32 153H34V152H32ZM32 153H31V155H32ZM56 153V152H55ZM51 154V153H50ZM92 155V154H91ZM132 155H134V154H132ZM52 157H54L53 155H51ZM50 156V157H51ZM57 156V155H56ZM55 156V157H56ZM95 156V155H94ZM93 155H92V157H94ZM98 156V155H97ZM122 156H125V154L124 155H122ZM127 156V155H126ZM54 157V158H55ZM89 157H90V155H89ZM53 158V159H54ZM91 158V157H90ZM95 158V157H94ZM97 158H95V159H97ZM120 158H121V155H120ZM119 158V159H120ZM124 158V157H123ZM94 159V160H95ZM118 159V158H117ZM117 159H115V161H117ZM51 160H52V158H51ZM91 160H93L92 158L90 159V161ZM97 160H99V159H97ZM114 160V159H113ZM233 160V159H232ZM237 160V159H236ZM236 160H234L235 161V164L236 163H238ZM120 162H121V160H119ZM93 161H91V163H92ZM96 162V161H95ZM112 162V163H111ZM118 162V161H117ZM116 162V163H117ZM90 163V164H91ZM119 163V162H118ZM93 164V163H92ZM91 164V165H92ZM235 164H234V166H235ZM94 166V164L92 165V167ZM160 166V165H159ZM235 167H237V166H235ZM239 167V166H238ZM94 168V167H93ZM35 169H37V168H35ZM67 169V168H66ZM95 169V168H94ZM125 169V170H126ZM69 170V169H68ZM96 170V169H95ZM97 170V171H98ZM31 171V170H30ZM33 171V170H32ZM31 171V173H29L28 172V174L30 175H28L29 176V179H28V181L30 182V183H32L33 185H37V181H38V183L40 182V181H42V180H40L39 178L40 177H43L42 176V172H40L39 173V171L38 170H34L33 172ZM37 171H38V173H37ZM82 171V170H81ZM81 171H80V173H81ZM94 171V170H93ZM96 171V172H97ZM131 172H129V173H131L130 174V176L132 175V170H130ZM142 171V170H141ZM47 172V171H46ZM49 172V171H48ZM84 172V171H83ZM88 172V171H87ZM90 172V171H89ZM138 172H140V169H139V171ZM93 172L91 171V173L90 174H92ZM114 173H116V172H114ZM183 173V172H182ZM244 173V172H243ZM38 174V175H37ZM45 174H47V173H45ZM49 174V173H48ZM85 174V176L87 175V174H89V173H87L86 174V172L84 173ZM84 174L82 175V177H84ZM112 174V173H111ZM245 174V173H244ZM34 175L36 176L37 175V177H36V179H37V181H36V179L35 178H33L34 177ZM114 175V174H113ZM117 175V174H116ZM160 175V174H159ZM25 176H26V174H25ZM90 176V175H89ZM88 176V177H89ZM99 176V177H98ZM162 176V175H161ZM244 176V175H243ZM27 177V176H26ZM28 178V177H27ZM85 178V177H84ZM159 178V177H158ZM218 178H220V177H218ZM160 179V178H159ZM221 179V178H220ZM25 180H27L26 178H25ZM192 181H194V180H192ZM196 181V180H195ZM198 181V180H197ZM217 181V179L216 180H214V182H216ZM218 181H219V179H218ZM28 182V183H29ZM47 182H49V181H47ZM47 182H43L44 184L45 183H47ZM109 182V183H108ZM198 182H201V181H198ZM92 183V182H91ZM93 183H94V181H93ZM92 183V184H93ZM202 183V182H201ZM221 183V182H220ZM40 184V183H39ZM37 185V187L39 186V187H41V190H45V191H47V192H50V194H60V196L62 197V196H64L63 195V193L60 191L61 189H59L60 187H61V185H60V187L58 188V186L56 185V182L54 183V182H51V183H49V185H47L46 187H45V185L43 184V186L44 187H42V186H40V185ZM48 184V183H47ZM61 184V183H60ZM101 184V185H102ZM143 184H145L144 182H143ZM142 184V185H143ZM200 184V183H199ZM216 184V183H215ZM32 185V186H33ZM42 185V184H41ZM100 185V186H101ZM192 185V184H191ZM202 184H200V186H201ZM98 185H96L95 187H97ZM141 186V185H140ZM144 186V185H143ZM194 186V185H193ZM198 184L197 185H195L194 186V189L193 190H195V191H193V192H199V190H196V189H198L199 187H200ZM34 187V186H33ZM146 187V186H145ZM144 187V188H145ZM210 187H211V185L209 186V188L208 189H210ZM248 188H250L249 186H247ZM246 187V188H247ZM62 188V187H61ZM111 188V189H110ZM196 188V189H195ZM215 188V187H214ZM36 189H38V188H36ZM129 189V188H128ZM149 189V188H148ZM202 189V188H201ZM245 189V188H244ZM130 190V189H129ZM192 190V189H191ZM203 190V189H202ZM204 190H207V189H205V187H204ZM202 191V192H204L205 193V191ZM211 190V189H210ZM38 191H40V189L38 190ZM113 191V190H112ZM121 191H123V190H121ZM127 192L128 194H129V192L130 191H128L127 189L125 190L124 189V192ZM148 191V190H147ZM153 191V190H152ZM151 191V192H152ZM208 191V190H207ZM215 191V190H214ZM248 191H250V190H248ZM40 192H42V191H40ZM44 192V191H43ZM116 192V191H115ZM149 192L150 191H148V193H147V196L149 195ZM150 192V193H151ZM185 192V191H184ZM188 191L186 190V193H187ZM191 192V191H190ZM209 192V191H208ZM246 192V191H245ZM251 192H252V189H251ZM251 192H249V193H251ZM145 193H146V191H145ZM207 193V192H206ZM212 193V192H211ZM210 192L209 193H207V195L208 194H211ZM215 193V192H214ZM247 193V192H246ZM253 193V192H252ZM110 194V193H109ZM130 194H131V192H130ZM188 194V193H187ZM195 194V193H194ZM200 194H202L203 195V193H201V191H200ZM199 194V195H200ZM145 195V194H144ZM181 195H183V194H181ZM198 195V194H197ZM264 195V194H263ZM113 196V195H112ZM129 196V195H128ZM149 196H151V195H149ZM152 196H153V198H152ZM152 196H151V198L154 200V195L152 194ZM187 196V195H186ZM192 196V195H191ZM196 196V195H195ZM206 196V195H205ZM94 197V196H93ZM183 197V196H182ZM193 197V196H192ZM62 198H64L65 199V197H62ZM109 198H111V197H109ZM144 198H147V197H144ZM185 198V197H184ZM155 199H156V197H155ZM147 200V199H146ZM151 201V200H150ZM158 201V200H157ZM152 202V201H151ZM155 202H156V200H155ZM68 203V202H67ZM66 203V204H67ZM154 204V203H153ZM158 204V203H157ZM170 214V213H169ZM173 214V213H172ZM112 215V214H111ZM168 215V214H167ZM110 216V215H109ZM179 216V215H178ZM110 217H112V216H110ZM114 217V216H113ZM110 218L111 219V221H110V224L108 223V226H109V228H107L108 230H110L109 232H110V237L112 236L114 239L113 240H117L118 238H119V232H121V231H119L118 230V226H119V224H120V222L119 221H121V220H119V221H117L118 219V217L116 216V218L114 217V218ZM168 217L169 218H171L172 216H169L168 215ZM175 217V216H174ZM180 217V216H179ZM9 217H8V215H6L5 213H3V212H1L0 211V227H2V226H4L5 227V225H7L8 224V222H9ZM264 220V219H263ZM11 221V220H10ZM108 221H109V217H108ZM264 222V221H263ZM10 223V222H9ZM61 223V222H60ZM119 231V232H118ZM55 232H50V234H49V236L50 235H53ZM57 233H59V232H57ZM122 233V232H121ZM56 234V233H55ZM60 234V233H59ZM112 234V235H111ZM0 235H2V234H0ZM62 235V234H61ZM106 235V234H105ZM108 235V236H109ZM122 235V234H121ZM54 236V235H53ZM60 236V235H59ZM107 236V235H106ZM111 237V238H112ZM121 237H123V236H121ZM120 237V238H121ZM1 238V237H0ZM108 238V237H107ZM106 238V239H107ZM123 239V238H122ZM122 239L120 240L121 242H122ZM108 240H110V238L108 239ZM112 240V241H113ZM120 241H118V243H120L121 244V242ZM109 242V241H108ZM107 242V243H108ZM111 242V241H110ZM115 242V241H114ZM114 242H111V244L113 245V243ZM0 243H2L1 241H0ZM106 243V245H108ZM117 242L116 243H114L115 245L114 246H116V244L118 245V247L116 246V248L118 249L119 248V244H118ZM111 244H109V245H111ZM1 245V244H0ZM108 245V246H109ZM2 246V245H1ZM0 246V247H1ZM3 246H5V245H3ZM6 247V246H5ZM4 247V248H5ZM2 249H3V247H1ZM109 248V247H108ZM112 248V247H111ZM111 248L109 249V251L111 250ZM9 249V248H8ZM113 250L115 249V248H112ZM116 249V250H117ZM6 250V249H5ZM115 250V251H116ZM3 251V250H2ZM109 251H107L108 252V254H109ZM5 252V251H4ZM11 253H12V251H10ZM8 252H7V250H6V252H5V254H7ZM115 252L113 251L112 252V254H114ZM15 263H16V261H15ZM15 263H13V264H15ZM19 263V262H18ZM17 263V264H18Z\"/></svg>", "mask_w": 264, "mask_h": 264}]
</instances>
